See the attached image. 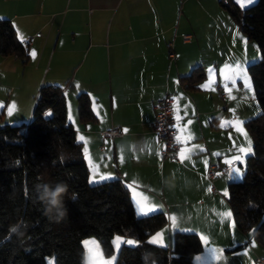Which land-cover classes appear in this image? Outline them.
<instances>
[{
	"label": "crops",
	"instance_id": "obj_1",
	"mask_svg": "<svg viewBox=\"0 0 264 264\" xmlns=\"http://www.w3.org/2000/svg\"><path fill=\"white\" fill-rule=\"evenodd\" d=\"M241 1L249 5L256 0L231 3L239 6ZM217 4L216 0H0V19L12 22L21 42L38 32L44 35L27 44L26 64L0 56V89L12 87L10 80L22 72L21 99L8 100L9 109L15 105L9 114V123H14L31 111L43 84L64 87L67 119L83 153L85 147L88 150L84 159L90 183L121 179L137 216L166 213L168 224L154 232L149 242L157 238L151 243L171 247L175 232L195 233L203 250L193 256L194 264H254L257 256L264 255V244L254 239L253 232L237 228L227 201L228 183L241 174L233 173L236 167L221 173L222 167L234 162L242 167L233 157L246 160L252 153L245 156L240 153L242 145L230 143V121L223 113L230 105L225 107L227 102L217 94L222 82L217 69L228 51L218 50L200 33L194 18ZM187 34L192 35L189 43L182 40ZM172 42L175 62L169 57ZM199 66L205 79L195 86L182 84L181 78ZM207 69L217 73L216 82L209 86ZM81 93L89 97L94 121L79 120ZM167 93L174 99L176 141L187 157L183 160L180 152L178 160H163L162 145L151 129L153 104ZM114 127L120 136L103 135ZM211 164L219 167L213 184L206 177ZM101 176L109 178L101 180ZM145 203L155 205V210L141 214L140 205ZM229 211L230 217L223 215ZM127 240L120 239L118 249ZM91 241H84L85 264H96L89 257L91 245L85 244ZM117 243L114 237L115 253ZM213 249H222V255L217 258Z\"/></svg>",
	"mask_w": 264,
	"mask_h": 264
},
{
	"label": "trees",
	"instance_id": "obj_2",
	"mask_svg": "<svg viewBox=\"0 0 264 264\" xmlns=\"http://www.w3.org/2000/svg\"><path fill=\"white\" fill-rule=\"evenodd\" d=\"M220 4L260 50L259 60L248 65V72L261 113L245 122L252 153L245 160L242 180L228 183L227 201L237 228L253 232L254 239L264 244V0L246 9L231 2ZM0 56L15 57L23 64L30 56L28 45L18 39L8 19H0ZM205 76L199 66L181 83L195 86ZM77 102L79 120L94 121L88 95L81 93ZM61 182L68 186L67 215L57 222L45 214L40 194L43 186ZM73 193L75 201L70 198ZM167 224L165 212L137 216L121 179L90 183L82 145L67 119L64 87L43 84L39 88L24 128L0 126V264H46L52 254L55 264H83L87 238L95 237L110 256L117 235L138 244H122L115 264H194L193 256L203 250L195 233L175 232L171 247L149 242ZM14 226H19L16 233L11 231Z\"/></svg>",
	"mask_w": 264,
	"mask_h": 264
},
{
	"label": "rangeland",
	"instance_id": "obj_3",
	"mask_svg": "<svg viewBox=\"0 0 264 264\" xmlns=\"http://www.w3.org/2000/svg\"><path fill=\"white\" fill-rule=\"evenodd\" d=\"M216 1L218 2L217 8L209 9L206 12L205 10L199 11L194 14V18L195 22L197 23V30L200 33H203L207 37H209V40H212V44L220 48L218 50H222L223 52L228 51L224 63H221L217 69L219 78H221L222 80V82L220 81L218 89L221 88V92L224 94L225 98H222L220 96L219 90L217 91V94L223 99V101L227 102L224 103L225 107L230 105L225 111H223L224 115L228 116L230 121L229 123H227L230 143L232 145L234 143L242 145V147L247 148L248 141L250 140L252 150V139L246 129L245 122L248 119L259 116L261 113V108L254 96L252 80L248 72V65L259 60L260 50L255 42L249 41L247 37L241 32L238 25L232 19L229 12L220 4L219 0ZM257 1L258 0L249 5L245 4L246 6L241 1L239 3V7L242 9H246L254 5ZM236 64H239L244 69V74L239 77H235L231 71H228L229 68H234ZM206 73V85L209 86V84L212 85L213 83H215L217 79L216 71L214 73H211L210 70L207 69ZM225 74L228 77L227 80L224 79ZM21 76L22 72H20L18 77H16L14 80H10L9 84L12 87H8V89L4 90L0 89V91L2 92H0V126H2L3 124H13V126H23L24 128V126H26L31 120L35 102L33 103L32 109L26 117L16 118L17 120L13 121L14 123H9L12 120H9L8 100L10 99L9 97H11V101L15 103L16 101H19L21 99ZM220 86H224V89ZM11 88L13 91L11 90ZM236 122H242L240 126L242 127L243 132H238L236 131V128L234 126H230L235 125ZM235 153L236 152L234 151L233 154ZM232 164L233 163H231L230 165ZM244 164L245 159L242 163L243 167H239L236 163L235 167H239L241 169V177L236 181H240L243 178L245 170ZM118 237L120 239H124L119 235L115 236V239H117ZM89 238L96 241V243L99 245L98 250L100 253H102L103 260L113 261L112 258L114 257V260L116 261L120 248L118 249V251L116 250V253L114 251L112 255L107 256L103 253L99 241L95 237ZM127 241L135 242V240L133 239H128ZM128 245L132 246V244ZM50 262L51 264H55L54 254L46 257V264H50ZM95 262L97 264V261Z\"/></svg>",
	"mask_w": 264,
	"mask_h": 264
},
{
	"label": "built area",
	"instance_id": "obj_4",
	"mask_svg": "<svg viewBox=\"0 0 264 264\" xmlns=\"http://www.w3.org/2000/svg\"><path fill=\"white\" fill-rule=\"evenodd\" d=\"M223 4H229L231 0H219ZM44 35L41 32L35 33V35L26 39L25 44H32L37 39L43 38ZM182 40L185 43L192 41V35H183ZM169 57L172 62H175L176 55L174 52V43L169 44ZM220 96L225 98L224 94L221 92V88L218 89ZM174 99L167 93L164 97L157 99L153 104V109L155 112L154 120L151 123V129L156 135L158 142L162 145L161 156L163 160H178V154L181 150V146L176 141V129H175V118L173 111ZM105 137H118L121 135L118 128L114 127L109 131L103 132ZM236 163L230 165V167L221 168V173L225 174L232 167H235ZM219 167L215 164H211L206 172V177L213 184L216 179V172ZM85 264V261H83ZM254 264H264V255L257 256L255 258Z\"/></svg>",
	"mask_w": 264,
	"mask_h": 264
},
{
	"label": "snow or ice",
	"instance_id": "obj_5",
	"mask_svg": "<svg viewBox=\"0 0 264 264\" xmlns=\"http://www.w3.org/2000/svg\"><path fill=\"white\" fill-rule=\"evenodd\" d=\"M32 56L33 57L35 56V52H32ZM228 71H231L235 77H239V76L244 74V69L239 64H236L234 68H229ZM224 79L225 80L228 79L226 74L224 76ZM77 87H78V85H77ZM14 109H15V105L13 104L11 106V108L9 109V114H11V111L14 110ZM225 123H227V122H225ZM241 124H242V122H236L235 125H230V126H234L236 128V131H238V132H243V129L240 126ZM245 136H246V133H245ZM79 139H80V141H84L86 143L85 138L83 136H81ZM250 151H251V141L249 140L248 141V147L247 148L241 147L240 148V153H242L243 155L246 156ZM84 153H85L86 156L88 155V150H87L86 147L84 148ZM180 157H181L182 160L187 158L185 156V153H184L183 150L180 152ZM233 160L234 161H239L240 163H243V160L241 159V156H239V155L233 157ZM233 173H235L236 175H240L241 174V169L239 167L234 168L233 169ZM106 178H109V177H105V176H101L100 177L101 180L106 179ZM93 181H96L95 173L93 175ZM143 199L145 201H147V197H144ZM137 203L139 204L140 202L137 201ZM155 207H156L155 205H150V204H147V203L142 204V205H140L141 214H145V215L149 214L151 211L155 210ZM223 215L226 216V217H230L231 216V212L230 211L226 212ZM175 219H176L175 217L172 218L173 223H175ZM233 226H234V224H233ZM13 231H15V229H13ZM159 236H160V234H157V237H159ZM117 242L118 243H117L116 250L118 251V246H119V242H120V238L119 237L117 238ZM151 242H153V243L157 242V238H153V240ZM127 243L128 244H134L135 242L134 241H127ZM85 244H86V247L91 245L90 247H88L89 257L91 259L97 261V264H111L110 261L103 260L102 253H100L99 250H98L99 249V245L95 241L85 242ZM212 251L216 255L217 258H219V256L222 255V252H223L222 249H213ZM112 259L114 260V257ZM50 264H51V262H50Z\"/></svg>",
	"mask_w": 264,
	"mask_h": 264
},
{
	"label": "clouds",
	"instance_id": "obj_6",
	"mask_svg": "<svg viewBox=\"0 0 264 264\" xmlns=\"http://www.w3.org/2000/svg\"><path fill=\"white\" fill-rule=\"evenodd\" d=\"M68 192V186L65 183H57L54 186L45 185L40 194V200L44 204L45 214L50 219H56L57 222L67 215V209L64 204V196ZM73 201L76 199V194L73 193L70 197ZM15 229V231H13ZM16 233L19 231V226H14L11 229Z\"/></svg>",
	"mask_w": 264,
	"mask_h": 264
}]
</instances>
